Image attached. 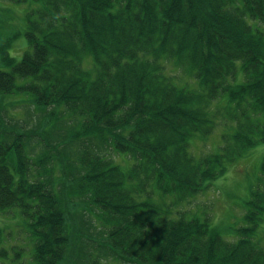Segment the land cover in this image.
I'll use <instances>...</instances> for the list:
<instances>
[{"label": "trees", "instance_id": "trees-1", "mask_svg": "<svg viewBox=\"0 0 264 264\" xmlns=\"http://www.w3.org/2000/svg\"><path fill=\"white\" fill-rule=\"evenodd\" d=\"M11 1L37 4L6 12L21 56L0 43V210L26 220L29 264H264V154L230 239L208 205L264 143V0ZM15 95L40 123L14 121ZM66 114L65 138L42 129ZM0 264L27 263L0 246Z\"/></svg>", "mask_w": 264, "mask_h": 264}, {"label": "rangeland", "instance_id": "rangeland-1", "mask_svg": "<svg viewBox=\"0 0 264 264\" xmlns=\"http://www.w3.org/2000/svg\"><path fill=\"white\" fill-rule=\"evenodd\" d=\"M34 6H37V4H15L11 0H0V25H5L0 26V43L5 42L6 47L9 48L12 55H16L18 57L21 56V53L26 45V39L21 35H18L13 39L5 37L6 31L10 29L6 26L7 23L12 21L11 14L12 12L14 14L13 22H17L15 24H18L27 9ZM7 11H10L11 14L8 13L6 15ZM10 27L13 26L11 25ZM24 98V95H15L11 97L9 113L11 116H15L17 118L14 120L15 122L19 119H23L27 120V126H32L38 119L35 117V113L31 106H29L30 104L25 105V102H22ZM71 121L72 120H70L66 114L55 127L44 125L42 126V129H47L48 134H50L49 131H51L52 134H57V137H63L66 135L67 130L73 127L74 124H70ZM37 122L40 123V120ZM195 139L196 137L192 141L198 142L199 145L195 147L193 142H191L190 149L193 154L203 153L205 150H209L210 146L213 144V142L212 144L205 143L206 141L200 138H198L200 142ZM71 151H74L75 153L74 146L69 148V153ZM263 154L264 143H260L249 149L245 156H241L232 162L226 174L213 182V186L210 191H213L214 189L216 190L210 196V201H208V205L211 206L210 216L212 218L213 226L217 228V230L226 239H230L236 233L235 227L242 224L241 220L243 218V214L245 213L242 204L248 200L251 191L250 187L252 186L253 188V185L258 178L257 172L260 171ZM116 157L118 160L121 159V156ZM69 166L72 167L71 164H69ZM55 171L57 175L62 174L61 167L59 166ZM203 201V198L199 197V200L195 201L194 204L199 205ZM67 207L72 215L71 222L86 232L88 229L89 216L86 215L87 218H85L82 215L83 212L81 208L83 205L81 198L73 194L72 199L67 204ZM92 212L95 215L96 210L94 209ZM261 224L264 225V221ZM0 227L4 231L3 242L0 246L8 248L11 255L16 256L18 260L27 264H29L30 261L33 262V258L31 256L34 248L33 240L32 238L29 239V227L19 210H0ZM97 235L98 239L103 241L105 235L104 228H99ZM102 264L128 263L115 260L113 258H107L102 260Z\"/></svg>", "mask_w": 264, "mask_h": 264}]
</instances>
